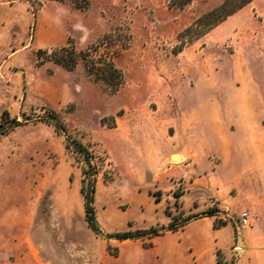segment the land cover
Here are the masks:
<instances>
[{"label": "rangeland", "instance_id": "374dc122", "mask_svg": "<svg viewBox=\"0 0 264 264\" xmlns=\"http://www.w3.org/2000/svg\"><path fill=\"white\" fill-rule=\"evenodd\" d=\"M230 2L191 0L178 9L170 0H0V264H194L180 231L122 246L105 235L161 230L169 215L178 227L211 210L217 215L216 204L204 208L205 186L183 200V185L160 182L158 171L153 182L136 159L144 141L154 149L159 132L151 131L165 109L186 101L193 82L196 92L221 98L203 104L230 108L224 122L252 158L245 171L264 169V0L220 20ZM62 48L79 57L73 72L47 61ZM83 58L108 73L113 64L122 74L117 91L89 76ZM52 112L96 158L93 206L104 236L87 228L81 188L88 168L73 145L66 148ZM12 119L22 124L10 129ZM193 205L199 210L185 216ZM245 211L256 217L245 206L216 220L234 229L233 245L220 256L228 264L242 253L235 223ZM211 227L201 220L184 235L210 241ZM212 238L205 264H216L217 250L229 246L231 226Z\"/></svg>", "mask_w": 264, "mask_h": 264}, {"label": "crops", "instance_id": "0c3cea01", "mask_svg": "<svg viewBox=\"0 0 264 264\" xmlns=\"http://www.w3.org/2000/svg\"><path fill=\"white\" fill-rule=\"evenodd\" d=\"M186 82L187 80H182V83ZM193 83V86H197L195 82ZM192 85L191 89L182 95L186 101L180 102L179 107L175 105L169 107L170 109L167 107L161 126L151 131L159 132L156 143L155 140L151 141L154 149L149 148L150 141H144L136 159L142 164L143 169L147 170L146 178L151 176L153 182L158 171L160 182L174 186L183 185L185 187L183 200H186L192 190L200 184L205 186V193L209 198V203L204 208L208 210L216 204L219 210L217 215L189 220L178 230L182 232V238L188 241L186 247L192 248L194 264H205V257L209 253L213 255L214 230L218 233L231 226V243L226 248H221V252L226 253L229 250L235 240L232 225L228 223L217 228L214 224L216 220H222L229 214L238 213L245 206L254 209L256 217L251 218V223L254 221L255 226L250 230H241L238 235L240 240L238 249L242 252L237 255L238 264H264V169L245 171L244 166L252 158L245 154L244 149H241L233 139L237 131L232 127L228 128L227 126L230 125L224 122L225 112L230 108L226 107V109L220 101L218 106L212 103L203 104L204 99L211 97L217 99L218 96L211 89H205L201 93L196 92ZM218 94L222 95V92ZM197 98L203 100L199 102ZM212 114L215 117H212ZM249 133L253 134L252 131ZM125 144L127 143L124 141L122 145ZM168 154L171 156L178 154L181 156V161L171 163L167 159ZM198 172L202 177L194 176ZM233 178L236 181H231ZM248 184L253 187V191L246 190ZM251 196L253 198L247 201ZM184 210L186 216L199 208L193 205V208L184 207ZM201 220H211L210 241L202 234L188 239L184 235L187 227ZM170 233L173 232H167ZM125 242L127 241H114L112 245L122 246ZM215 261L217 264V259Z\"/></svg>", "mask_w": 264, "mask_h": 264}, {"label": "trees", "instance_id": "16d2710c", "mask_svg": "<svg viewBox=\"0 0 264 264\" xmlns=\"http://www.w3.org/2000/svg\"><path fill=\"white\" fill-rule=\"evenodd\" d=\"M191 0H170V7L171 8H178L183 9L186 5L190 3ZM235 1V2H232ZM253 0H231V2L228 4H224L221 10H223L222 16L220 20H223L225 17H228L235 13L237 10L243 8L245 5L249 4ZM229 7L230 10H227V7ZM226 10V11H225ZM220 12V10H219ZM218 13V11L213 12L211 15ZM209 16V15H208ZM217 24V23H216ZM47 55V53H46ZM78 55L76 51L73 48H62L60 49L59 53H52V55H47V61L52 62L55 65L69 71L73 72L77 66V60ZM83 61L86 64V70L89 74V76L94 77L96 82H103L106 86H115L117 91L118 86H120L122 81V74L115 68L113 64L108 65V70L110 73L106 72L105 70H98L95 68V65L92 64V66H89V61L86 58H83ZM53 118L57 122L53 124L55 126V129L62 133L65 136V142H66V148H69V145H73L75 152L83 157L84 164L87 166L88 169L83 170V176L84 179L82 181V188L81 193L83 195L84 199V214H85V222L87 225V228L96 236H104L98 222L96 219L95 209L93 206L94 203V193H95V186L94 183L96 182L95 177L98 174L97 172V163L95 162V157L92 154L91 148L84 144L82 141L73 139L70 135H68L66 129L63 127V125L58 121V117L56 113L52 112ZM51 119V120H52ZM22 123L18 122L16 119H12L10 121L9 128L13 129L15 127L20 126ZM2 134V133H0ZM89 177H92L93 180L89 181ZM156 201L159 202L160 199L156 198ZM216 212V211H215ZM207 217H213L215 216L214 211H209L206 213ZM171 217L172 221L169 224L168 227L162 228L161 230H143V231H136V232H126V233H116L113 235H105L106 239H114L120 242L123 241H138V240H151L155 237L164 235L167 232H176L180 228H183L185 223L182 226H176L174 222L176 221V218ZM187 222V221H186ZM215 227L220 228L221 226L217 225V221L215 222ZM151 244V243H149ZM110 247H107V251L112 255L117 257V255L111 253ZM217 264H228L226 262L221 261L220 256L222 255L221 250H217Z\"/></svg>", "mask_w": 264, "mask_h": 264}, {"label": "built area", "instance_id": "2783aa9c", "mask_svg": "<svg viewBox=\"0 0 264 264\" xmlns=\"http://www.w3.org/2000/svg\"><path fill=\"white\" fill-rule=\"evenodd\" d=\"M238 235L241 230L246 229L251 226V217L249 212H242L239 216L238 221L235 223ZM238 249V248H237Z\"/></svg>", "mask_w": 264, "mask_h": 264}, {"label": "water", "instance_id": "95a60500", "mask_svg": "<svg viewBox=\"0 0 264 264\" xmlns=\"http://www.w3.org/2000/svg\"><path fill=\"white\" fill-rule=\"evenodd\" d=\"M167 159L171 162V163H179L181 161V156H179L178 154L171 156V155H167Z\"/></svg>", "mask_w": 264, "mask_h": 264}]
</instances>
